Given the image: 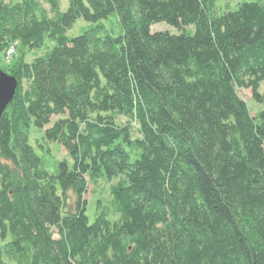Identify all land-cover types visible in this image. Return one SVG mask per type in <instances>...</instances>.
I'll use <instances>...</instances> for the list:
<instances>
[{"label":"trees","instance_id":"1","mask_svg":"<svg viewBox=\"0 0 264 264\" xmlns=\"http://www.w3.org/2000/svg\"><path fill=\"white\" fill-rule=\"evenodd\" d=\"M217 1L0 0V264H264V0Z\"/></svg>","mask_w":264,"mask_h":264},{"label":"rangeland","instance_id":"2","mask_svg":"<svg viewBox=\"0 0 264 264\" xmlns=\"http://www.w3.org/2000/svg\"><path fill=\"white\" fill-rule=\"evenodd\" d=\"M66 1L67 0H62V9L63 10L66 9V5H67ZM242 1H245V0H218L216 3L217 9H218L219 13H222L226 10H235L237 8L238 4L241 3ZM88 25H89L88 22L84 21L83 19H78L77 22L74 24L73 28L68 31V35L75 36V35L80 33L82 28H84ZM192 29H193V27H192ZM151 30L152 31L169 30L171 32L177 31L176 29L174 30V28L168 27L164 23H158V24L152 25ZM11 50H10L9 54H7L8 56H10V54L14 55V54H16L15 52H17V50H15V52H12ZM29 59H30V57H29ZM0 65H1L0 69L3 70V68H5L4 63L2 62ZM3 71L6 72L5 70H3ZM7 74H9V73H7ZM237 91H238L239 96L246 102V104L250 110L251 115L254 116L261 109V106L253 101L251 89L238 88ZM118 121L122 122V124L127 123V119H125L123 117H119ZM132 126H133L132 128L134 130L133 132L136 133V125L133 124ZM45 128L46 127H44L43 129H39L32 124L30 127V130H29V144L34 146L37 153L40 156H42L46 169L51 171L54 169V164L56 161L67 159L68 157H67L65 151L63 150V148L61 146H57L53 142L49 143L46 141V143H44V141L42 140V137H43V132H44ZM37 140H40V142L43 144V146H44L43 151L41 149H39L38 147H36V144H37L36 141ZM48 148L50 149L49 152H48ZM107 185L108 184H105L104 182L101 181V182H98V184L96 186H90L85 197L88 198V201H90L93 204V202H94L93 200H94L95 195H96V192H94V191L96 189H97V191H101L102 196L106 197L107 196L106 191H107V187H108ZM93 209H94V207L91 204L87 208V213L90 216V219L93 218V214H92L94 212Z\"/></svg>","mask_w":264,"mask_h":264},{"label":"water","instance_id":"3","mask_svg":"<svg viewBox=\"0 0 264 264\" xmlns=\"http://www.w3.org/2000/svg\"><path fill=\"white\" fill-rule=\"evenodd\" d=\"M17 88V79L0 69V117L12 101Z\"/></svg>","mask_w":264,"mask_h":264}]
</instances>
